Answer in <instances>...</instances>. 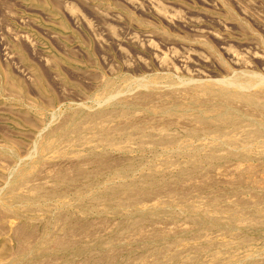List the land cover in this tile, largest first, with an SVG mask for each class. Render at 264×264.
Listing matches in <instances>:
<instances>
[{
	"label": "rangeland",
	"instance_id": "obj_1",
	"mask_svg": "<svg viewBox=\"0 0 264 264\" xmlns=\"http://www.w3.org/2000/svg\"><path fill=\"white\" fill-rule=\"evenodd\" d=\"M0 264H264V0H0Z\"/></svg>",
	"mask_w": 264,
	"mask_h": 264
},
{
	"label": "bare ground",
	"instance_id": "obj_2",
	"mask_svg": "<svg viewBox=\"0 0 264 264\" xmlns=\"http://www.w3.org/2000/svg\"><path fill=\"white\" fill-rule=\"evenodd\" d=\"M256 83V82H255Z\"/></svg>",
	"mask_w": 264,
	"mask_h": 264
}]
</instances>
